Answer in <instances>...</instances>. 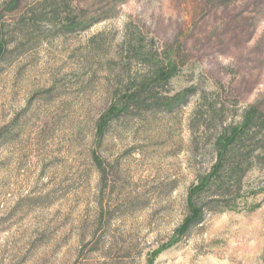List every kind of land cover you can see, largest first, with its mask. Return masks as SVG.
<instances>
[{
	"label": "rangeland",
	"instance_id": "obj_1",
	"mask_svg": "<svg viewBox=\"0 0 264 264\" xmlns=\"http://www.w3.org/2000/svg\"><path fill=\"white\" fill-rule=\"evenodd\" d=\"M68 4L71 31L52 15L62 0H0V264H149L186 218L218 137L248 106L264 111V0ZM177 94L184 105L161 107ZM128 96L100 138L102 116ZM152 260L264 264V167L232 210Z\"/></svg>",
	"mask_w": 264,
	"mask_h": 264
},
{
	"label": "trees",
	"instance_id": "obj_2",
	"mask_svg": "<svg viewBox=\"0 0 264 264\" xmlns=\"http://www.w3.org/2000/svg\"><path fill=\"white\" fill-rule=\"evenodd\" d=\"M56 1V0H54ZM64 9H54L52 15L67 25L69 31L75 29L68 19L74 12L68 0H62ZM68 5V6H67ZM52 7V6H51ZM33 12V9L30 11ZM29 12V13H30ZM66 21V22H65ZM18 27V26H17ZM89 25H84V28ZM7 26L0 28V62L8 52ZM169 58L156 72L157 81L167 84L176 71L174 52L168 51ZM131 96L123 103L113 104L98 123L100 138L104 135L111 120L122 115L130 105ZM187 102L185 94H177L163 100L161 107L172 111ZM216 159L210 171L202 175L193 185L187 195L188 214L183 223L175 231L172 238L158 252L178 244L191 231L202 225L207 217L232 210L239 202L244 191V180L247 174L256 168L264 167V111L255 105H250L244 112L241 123L230 126L221 134L215 144ZM152 257L149 264H153Z\"/></svg>",
	"mask_w": 264,
	"mask_h": 264
}]
</instances>
